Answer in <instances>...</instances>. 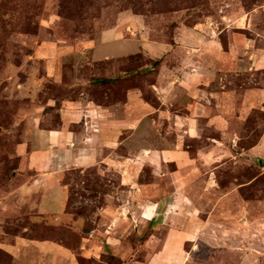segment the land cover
<instances>
[{"label":"rangeland","instance_id":"rangeland-1","mask_svg":"<svg viewBox=\"0 0 264 264\" xmlns=\"http://www.w3.org/2000/svg\"><path fill=\"white\" fill-rule=\"evenodd\" d=\"M192 74L230 110H160L159 80ZM130 91L143 106L128 111L114 149L37 185L45 155L83 149L78 138L61 144L62 111H121ZM175 114L197 117L200 138L178 133ZM82 126L67 130L80 137ZM211 137L239 153L214 163L217 191L173 195L166 173L177 165L140 159L177 145L194 157ZM263 139L264 0H0V264H47L43 242L78 264H172L169 247L174 264H264V150L247 153ZM154 175L163 188L147 187ZM155 202L164 227L139 221Z\"/></svg>","mask_w":264,"mask_h":264},{"label":"crops","instance_id":"crops-1","mask_svg":"<svg viewBox=\"0 0 264 264\" xmlns=\"http://www.w3.org/2000/svg\"><path fill=\"white\" fill-rule=\"evenodd\" d=\"M195 77L196 76L192 74V76L188 75L185 76V78H175L174 80L168 81V83H165L163 79H160L158 85L156 86V88L159 90L158 91L156 89L157 95L159 96L158 98L162 103L160 110H171L169 109L170 106L174 110H177L175 109V107L184 108L183 110H230L229 108H225L223 104H221V100L217 101V105L215 106L216 108H214V99H218L220 97L219 94L214 93L213 89L210 86L209 79L208 81L205 80L206 78H204L203 80H195ZM202 83H204L203 88L199 89L198 87H196L198 84ZM180 93H182L183 95H187L192 100H188V102L182 104L179 98ZM139 99L140 96L138 92L130 91L128 94L129 102L122 107L121 111L117 110L116 112H114L113 110L93 109L92 111L86 110V113L84 114L77 111L74 116L70 115L72 110L69 104L67 106L68 109L62 111L64 120L63 124L66 128L67 133L62 134V137L60 136L61 144L65 145L68 148L67 145L69 144V142L73 139L78 138L83 149L79 150V153H73V151L70 149L64 150L63 148H61L59 160L54 158L52 151L51 155H45L42 158L43 160L36 165V171L41 173L36 177L38 179L37 185H39L40 187L43 186L42 180H40V176L53 175L58 177V168H61L64 171L68 168L83 169L94 165L95 160L93 159H95L94 156L97 154L95 150L96 147L104 146L106 147V149H114L113 145L115 139L113 138L115 136V133L119 132L121 135L123 130L127 132L129 127L132 125V119L129 118L130 112L128 111L133 110L134 105L136 104L139 107L141 105L143 106V104L139 103ZM168 114H170V112H168ZM67 115H70L69 118L67 117ZM171 117L176 118L174 122L177 127L176 131L178 133L189 135V137H191L192 139L200 138L198 137L199 127L197 121L199 119L197 117H181L180 115H172ZM177 120H179V122ZM80 124L83 125L82 128L84 127L83 130H85V132L82 133L80 137H78V135H75L74 132L72 133V130H67V128L69 127ZM218 130L222 131V129ZM58 133L59 132L56 131L52 132L51 134L55 135ZM208 142L211 143L212 149L208 152H206L207 150H199L194 157L189 156L185 151H181V146L177 145L175 149L151 151V157H149V151H147V153L143 154V156L141 155L140 159L142 160V162H148L151 165H157L159 162L162 164V166L177 165L175 173L165 172L166 174H168L167 180H169V183L167 185L171 186L170 191L173 195L180 194L183 189H188V192L192 194H195L196 192L197 194H206L211 190L217 191V188H214L212 181V175L215 174L213 171H211L214 163H222L223 161H221V159L224 156L228 158L230 154L231 157H233V160H238L239 158V153H234L233 150L229 149V147L221 139L217 137H211L208 138ZM53 143H55L54 145L56 146L61 145L60 142L58 144L56 142ZM218 145L224 146L226 152L218 148ZM262 149L264 150V139L263 143H261L260 146L251 149L247 153L249 156H256L260 151H262ZM110 160L111 159L108 158L102 162H105L106 165H111L112 161ZM259 161L261 162V160ZM151 165L150 167H153ZM48 169L52 171H46ZM154 177L155 180L147 187L151 190L155 189V187L163 188L160 181H156L155 175ZM162 177L163 176L161 175L159 177L157 175L158 179ZM185 205L186 204L183 205V209ZM159 206V202H155L154 205H146L143 210H141V219L139 221L147 225L149 224V226L160 225L164 227L163 224L166 223V220H169L166 218V213L168 210H166L165 214H161L159 213ZM160 215L165 216L161 219V217H159ZM190 227L191 225H189V228ZM190 230L188 232L191 234ZM172 233L173 236H175L174 239H178L180 243L181 241L184 242L185 239H187V236H185L184 234H181L182 236H180V234L176 231H172ZM113 240L116 242H120V240L116 237ZM39 244L40 247L38 251L41 254L43 252L45 253H43V255H46L44 261L47 260V264H78L75 260V263H72L71 258L69 257V255L72 253H70V251H68L67 249L59 246L58 244H53L51 242H43ZM51 253L55 254L54 256L56 259L54 262L48 258ZM161 254L162 258H170L172 264H174L177 259L181 257L179 251L176 254L173 252L172 247H169L166 251L164 250V252ZM160 263L163 264V261L161 260Z\"/></svg>","mask_w":264,"mask_h":264},{"label":"water","instance_id":"water-1","mask_svg":"<svg viewBox=\"0 0 264 264\" xmlns=\"http://www.w3.org/2000/svg\"><path fill=\"white\" fill-rule=\"evenodd\" d=\"M261 164L264 165V161H261Z\"/></svg>","mask_w":264,"mask_h":264},{"label":"trees","instance_id":"trees-1","mask_svg":"<svg viewBox=\"0 0 264 264\" xmlns=\"http://www.w3.org/2000/svg\"><path fill=\"white\" fill-rule=\"evenodd\" d=\"M157 63H158V62H157ZM157 63H156V64H157Z\"/></svg>","mask_w":264,"mask_h":264}]
</instances>
